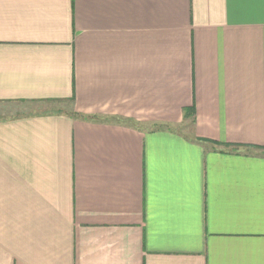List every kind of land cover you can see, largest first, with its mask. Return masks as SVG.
<instances>
[{"label":"crops","instance_id":"crops-1","mask_svg":"<svg viewBox=\"0 0 264 264\" xmlns=\"http://www.w3.org/2000/svg\"><path fill=\"white\" fill-rule=\"evenodd\" d=\"M0 264H264V0H0Z\"/></svg>","mask_w":264,"mask_h":264},{"label":"rangeland","instance_id":"rangeland-1","mask_svg":"<svg viewBox=\"0 0 264 264\" xmlns=\"http://www.w3.org/2000/svg\"><path fill=\"white\" fill-rule=\"evenodd\" d=\"M44 106H46L47 111H64L68 109V105L64 102H51V103H46ZM43 109V108H42Z\"/></svg>","mask_w":264,"mask_h":264}]
</instances>
